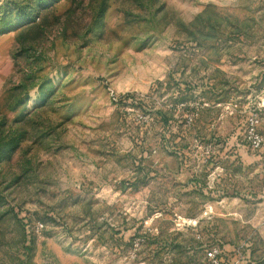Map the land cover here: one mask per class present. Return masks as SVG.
I'll list each match as a JSON object with an SVG mask.
<instances>
[{"label":"rangeland","instance_id":"1","mask_svg":"<svg viewBox=\"0 0 264 264\" xmlns=\"http://www.w3.org/2000/svg\"><path fill=\"white\" fill-rule=\"evenodd\" d=\"M264 0H0V264H264Z\"/></svg>","mask_w":264,"mask_h":264},{"label":"built area","instance_id":"2","mask_svg":"<svg viewBox=\"0 0 264 264\" xmlns=\"http://www.w3.org/2000/svg\"><path fill=\"white\" fill-rule=\"evenodd\" d=\"M252 130H251V136L250 140L252 142V145L255 149H263L264 148V140L263 138L256 132V125H258L257 119H252ZM218 252L217 251H211L208 253L209 261L212 264H220L217 260Z\"/></svg>","mask_w":264,"mask_h":264}]
</instances>
